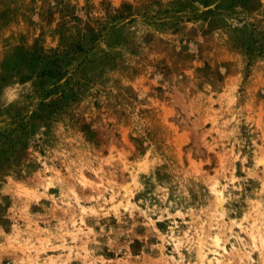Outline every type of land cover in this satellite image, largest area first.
<instances>
[{"label":"rangeland","instance_id":"1","mask_svg":"<svg viewBox=\"0 0 264 264\" xmlns=\"http://www.w3.org/2000/svg\"><path fill=\"white\" fill-rule=\"evenodd\" d=\"M261 159L264 0H0V264H264Z\"/></svg>","mask_w":264,"mask_h":264},{"label":"bare ground","instance_id":"2","mask_svg":"<svg viewBox=\"0 0 264 264\" xmlns=\"http://www.w3.org/2000/svg\"><path fill=\"white\" fill-rule=\"evenodd\" d=\"M260 163H264V159H261L260 161H259ZM219 201H220V199H218ZM217 205H218V203H217Z\"/></svg>","mask_w":264,"mask_h":264}]
</instances>
